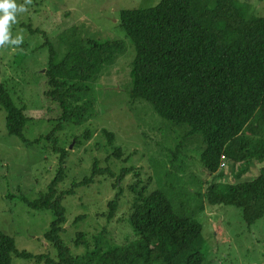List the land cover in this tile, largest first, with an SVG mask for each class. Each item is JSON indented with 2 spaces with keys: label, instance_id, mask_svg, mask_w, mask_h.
I'll use <instances>...</instances> for the list:
<instances>
[{
  "label": "trees",
  "instance_id": "16d2710c",
  "mask_svg": "<svg viewBox=\"0 0 264 264\" xmlns=\"http://www.w3.org/2000/svg\"><path fill=\"white\" fill-rule=\"evenodd\" d=\"M119 28L134 49L129 70L130 106H148L161 120L184 129L178 133L182 141L199 136L205 145L199 161L207 175L221 178L224 172L220 168L227 165L238 180L255 165H263L252 180L212 183L203 195L188 192L193 196L192 214L203 209L196 200H205L209 207L237 209L248 227L264 218V17L242 12L236 0H161L150 9L121 11ZM63 38L65 54L58 60L50 48L43 74L47 85L44 96L60 112L57 125L45 137L53 152H58V169L45 193L32 202L21 200L31 210L52 214L44 239L55 251L57 263L44 255L18 252L12 238L0 232V264H11L13 257L44 264L84 262V257L72 256L60 238L66 221L62 200L76 189L94 184L98 177L114 178L112 187L117 192L103 216L111 221L119 207L123 179L132 172L135 181L126 189L131 196L127 223L137 239L94 253L88 262L203 264V255L196 249L202 233L200 223L190 217L192 214L176 212L161 192L137 190L139 174L132 168L114 174L93 161L89 176L57 192L64 179L67 148L57 147L55 133L66 124L80 126L87 121L80 95L124 48L117 40L83 41L75 28ZM0 107L7 134L25 143L22 133L28 118L23 108L12 103L2 84ZM100 133L112 149V157L120 160L122 150L114 147V135L106 130ZM74 140L80 144L77 137ZM83 241L84 235L76 234L74 245Z\"/></svg>",
  "mask_w": 264,
  "mask_h": 264
},
{
  "label": "rangeland",
  "instance_id": "374dc122",
  "mask_svg": "<svg viewBox=\"0 0 264 264\" xmlns=\"http://www.w3.org/2000/svg\"><path fill=\"white\" fill-rule=\"evenodd\" d=\"M160 1L15 0L25 11L16 14L9 34L10 40L21 37V43L0 45V84L12 103L23 108L28 122L22 133L24 143L7 134L5 113L0 107V232L12 238L18 252L44 255L57 263L55 251L44 239L53 221L52 214L31 210L21 200L32 202L45 193L58 169V152H53V145L45 137L57 125L60 112L44 96L47 85L43 74L50 48L60 60L66 51L63 37L72 28L83 41L117 40L123 42L124 48L121 55L104 66L96 80L86 84L87 91L80 95L87 121L80 126L66 124L61 131H55L57 147L67 148L65 174L58 193L89 176L93 161H97L99 168L114 174L123 168L134 169L139 174L137 190L159 191L176 212L190 216L194 203L188 192L203 195L212 183L233 184L258 175L263 165H255L250 174L238 180L227 165L220 168L223 177L207 175L199 161L205 149L199 136L182 141L179 134L184 129L161 120L148 106L129 105V70L134 49L119 28V13L150 9ZM236 2L242 12L264 17V0ZM101 130L114 135V147L122 150L120 160L112 157ZM134 181L133 172L123 179L119 207L111 221L103 216L107 203L117 192L112 187L114 178L98 177L94 184L78 188L62 200L66 221L60 238L72 256L84 257L80 264H94L88 262L92 254L137 239L127 223L131 196L126 189ZM196 201L203 209H194L190 217L202 226L196 249L203 255V264H264V218L248 227L237 209L209 207L205 200ZM78 233L84 235V241L75 246ZM11 264L44 262L13 257Z\"/></svg>",
  "mask_w": 264,
  "mask_h": 264
},
{
  "label": "clouds",
  "instance_id": "9594fccd",
  "mask_svg": "<svg viewBox=\"0 0 264 264\" xmlns=\"http://www.w3.org/2000/svg\"><path fill=\"white\" fill-rule=\"evenodd\" d=\"M23 11H25L23 5H17L15 0H0V45L21 43L19 36L10 40L9 25L15 24L16 14Z\"/></svg>",
  "mask_w": 264,
  "mask_h": 264
},
{
  "label": "built area",
  "instance_id": "2783aa9c",
  "mask_svg": "<svg viewBox=\"0 0 264 264\" xmlns=\"http://www.w3.org/2000/svg\"><path fill=\"white\" fill-rule=\"evenodd\" d=\"M1 47V46H0Z\"/></svg>",
  "mask_w": 264,
  "mask_h": 264
}]
</instances>
